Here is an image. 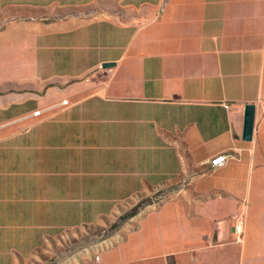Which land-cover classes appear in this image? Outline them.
Returning <instances> with one entry per match:
<instances>
[{"label": "crops", "instance_id": "0c3cea01", "mask_svg": "<svg viewBox=\"0 0 264 264\" xmlns=\"http://www.w3.org/2000/svg\"><path fill=\"white\" fill-rule=\"evenodd\" d=\"M262 102L264 0H0V264L143 199L90 264L247 263Z\"/></svg>", "mask_w": 264, "mask_h": 264}, {"label": "rangeland", "instance_id": "374dc122", "mask_svg": "<svg viewBox=\"0 0 264 264\" xmlns=\"http://www.w3.org/2000/svg\"><path fill=\"white\" fill-rule=\"evenodd\" d=\"M254 127L252 144L255 145V149L250 155H253L255 164L263 168L262 177H264V102L258 106ZM257 192L264 196V183L259 186ZM149 202L145 199L138 201L135 206L129 207L125 214L110 223H101L99 226L81 228L76 233L63 234L31 264L92 263L102 250L111 246L118 239L121 227L129 222L128 216H132L139 207H143ZM263 231L264 225L260 224L254 227V235L249 243L250 258L245 264H264V248L261 247L264 245ZM245 234L244 230L243 239Z\"/></svg>", "mask_w": 264, "mask_h": 264}, {"label": "built area", "instance_id": "2783aa9c", "mask_svg": "<svg viewBox=\"0 0 264 264\" xmlns=\"http://www.w3.org/2000/svg\"><path fill=\"white\" fill-rule=\"evenodd\" d=\"M228 157L226 154H219L210 160L209 165L212 169H217L226 164L228 161ZM234 223V234L236 236L235 242L240 244L243 240V234L246 225V214L244 210H241L238 214L233 216Z\"/></svg>", "mask_w": 264, "mask_h": 264}, {"label": "water", "instance_id": "95a60500", "mask_svg": "<svg viewBox=\"0 0 264 264\" xmlns=\"http://www.w3.org/2000/svg\"><path fill=\"white\" fill-rule=\"evenodd\" d=\"M104 68L110 67L109 65L103 66ZM254 119H255V106L246 105L244 107V116H243V127L241 139L244 142H250L253 137L254 131Z\"/></svg>", "mask_w": 264, "mask_h": 264}, {"label": "trees", "instance_id": "16d2710c", "mask_svg": "<svg viewBox=\"0 0 264 264\" xmlns=\"http://www.w3.org/2000/svg\"><path fill=\"white\" fill-rule=\"evenodd\" d=\"M131 216V215H130ZM130 216H128V217H130Z\"/></svg>", "mask_w": 264, "mask_h": 264}]
</instances>
